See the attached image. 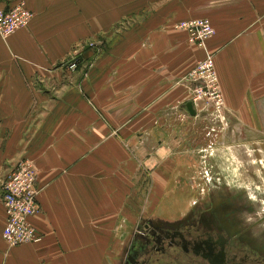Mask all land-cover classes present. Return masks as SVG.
<instances>
[{
    "label": "crops",
    "instance_id": "obj_1",
    "mask_svg": "<svg viewBox=\"0 0 264 264\" xmlns=\"http://www.w3.org/2000/svg\"><path fill=\"white\" fill-rule=\"evenodd\" d=\"M18 1L0 0V8ZM22 1L32 19L0 37V185L19 159H33L40 210L30 221L41 240L3 239L0 187V264H107L103 222L121 210L142 160L149 172L157 166L172 117H189L185 78L209 53L229 147L210 157L213 172L229 154L257 164L248 177L264 178V0ZM200 17L215 30L203 47L174 27ZM93 40H104V50L88 46ZM70 54L81 72L67 68Z\"/></svg>",
    "mask_w": 264,
    "mask_h": 264
},
{
    "label": "rangeland",
    "instance_id": "obj_2",
    "mask_svg": "<svg viewBox=\"0 0 264 264\" xmlns=\"http://www.w3.org/2000/svg\"><path fill=\"white\" fill-rule=\"evenodd\" d=\"M87 44L94 46L96 53L104 50L105 46L104 40H93ZM76 57L77 55L70 54L66 61ZM206 58H209L214 66L218 89L224 101L221 114L216 119L211 115L190 114L186 117L180 113L172 117V130L166 131L168 136L172 134V140H168L169 147L157 146L156 149L162 154L155 157L157 166L152 167L149 172L148 166L151 165L144 164L142 160L138 173L135 172V176L129 178L132 180L126 182L121 210L109 212V221L103 222L102 227L107 229L110 241L107 264H124L129 260L128 254L136 248L138 239L157 237L153 229H162V225L178 227L193 224L208 229L213 224L212 219L230 223L237 231L238 240H245L242 243L245 248H251L246 241L248 238L264 249V178L248 177L252 169L257 171L260 168L256 163L251 168V163H242V159L230 158L229 154H226V160L217 164L216 168L223 177L213 172L216 164L210 162V157L219 150L225 153L229 147L220 140L227 131L224 120L227 104L221 91L212 53L194 60L186 77ZM77 67L78 64L76 71ZM79 71L82 70L77 72ZM185 81L189 83L188 102H192V83L189 77ZM204 104L211 107L205 103L204 98L197 99L193 107L201 108ZM186 110L182 111L187 112ZM162 137L164 138V134ZM188 151L193 153V159L191 156H185L187 164L185 160V164H182V153L191 155ZM22 159L33 162L35 167L32 158L24 156L18 162ZM182 169L189 170L191 174L188 178L181 176ZM249 198L257 209H250ZM218 202L221 203L214 209Z\"/></svg>",
    "mask_w": 264,
    "mask_h": 264
},
{
    "label": "built area",
    "instance_id": "obj_3",
    "mask_svg": "<svg viewBox=\"0 0 264 264\" xmlns=\"http://www.w3.org/2000/svg\"><path fill=\"white\" fill-rule=\"evenodd\" d=\"M33 12L28 10L22 0L8 8H0V37L6 40L17 29L28 25ZM187 34L191 45L203 47L206 40L215 32L207 18H190L177 22L174 26ZM77 57L70 59L67 68L75 71ZM194 91L193 106L197 99L204 98L208 107H194L198 113H206L215 118L221 114L223 99L218 89L217 75L209 58L200 61L188 75ZM186 77V80H188ZM219 118V117H218ZM1 204L3 206L5 222L2 237L10 245L35 243L41 240V235L31 223L30 217L39 212L40 206L37 195L36 169L28 159L20 160L10 171L1 185Z\"/></svg>",
    "mask_w": 264,
    "mask_h": 264
},
{
    "label": "flooded vegetation",
    "instance_id": "obj_4",
    "mask_svg": "<svg viewBox=\"0 0 264 264\" xmlns=\"http://www.w3.org/2000/svg\"><path fill=\"white\" fill-rule=\"evenodd\" d=\"M218 202L214 209L219 206ZM213 224L200 228L193 224L162 225L153 229L157 237L138 239L136 248L124 264H262L264 249L251 239L245 248L230 223L211 220ZM198 223V222H197ZM200 225V224H199ZM264 264V263H263Z\"/></svg>",
    "mask_w": 264,
    "mask_h": 264
},
{
    "label": "water",
    "instance_id": "obj_5",
    "mask_svg": "<svg viewBox=\"0 0 264 264\" xmlns=\"http://www.w3.org/2000/svg\"><path fill=\"white\" fill-rule=\"evenodd\" d=\"M185 106H186V109L189 112V114H191V115H195L196 114V111H195V109L193 107L192 102H190V101L187 102Z\"/></svg>",
    "mask_w": 264,
    "mask_h": 264
}]
</instances>
